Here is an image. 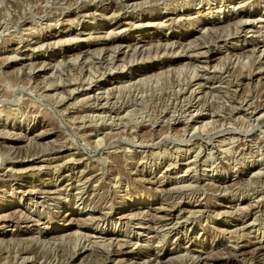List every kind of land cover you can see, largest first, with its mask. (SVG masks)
Here are the masks:
<instances>
[{"label":"rangeland","instance_id":"obj_1","mask_svg":"<svg viewBox=\"0 0 264 264\" xmlns=\"http://www.w3.org/2000/svg\"><path fill=\"white\" fill-rule=\"evenodd\" d=\"M262 44L264 0H0V264H264Z\"/></svg>","mask_w":264,"mask_h":264},{"label":"bare ground","instance_id":"obj_2","mask_svg":"<svg viewBox=\"0 0 264 264\" xmlns=\"http://www.w3.org/2000/svg\"><path fill=\"white\" fill-rule=\"evenodd\" d=\"M133 4H134V3H133ZM128 5H129V4H128ZM126 6H127V5H126ZM129 6H130V5H129ZM131 6H133V5H131ZM120 9H121V8H120ZM118 11H119V10H118ZM113 13H114V12H113ZM113 15H114V14H113ZM116 15H117V14H116ZM247 15H248V14H247ZM250 15H251V14H250ZM115 17H118V16H115ZM188 17H189V16H188ZM247 17H248V16H247ZM251 18H252V17H251ZM245 19H247V18H245ZM240 21H241V20H240ZM245 21H246V20H245ZM245 21H244V22H245ZM249 21H250V20H249ZM252 21H253V19H252ZM254 21H255V20H254ZM238 22H239V21H238ZM262 22H263V21H262ZM242 23H243V21H242ZM245 23H246V22H245ZM255 23H256V22H255ZM250 24H251V23H250ZM155 25H156V24H155ZM239 25H241V24H239ZM135 26H136V25H135ZM211 30H212V29H211ZM243 30H244V29H243ZM246 30H247V29H246ZM259 30H260V29H259ZM114 38H116V37H114ZM186 39H187V38H186ZM255 39H256V38H255ZM189 40H190V39H189ZM251 40H252V39H251ZM251 40H250V41H251ZM58 41H59V40H58ZM88 41H89V40H88ZM159 41H160V40H159ZM169 41H170V40H169ZM176 41H177V40H176ZM178 41H179V40H178ZM257 41H258V40H257ZM101 42H102V41H101ZM106 42H107V41H106ZM137 42H138V41H137ZM54 43L57 45V42H54ZM138 43H139V42H138ZM168 43H169V42H168ZM168 43H167V44H168ZM171 43H172V42H170V44H171ZM174 43H175V41H174ZM177 43H178V42H177ZM207 43H208V42H207ZM249 43H250V42H249ZM260 43H261V42H260ZM109 44H110V43H109ZM112 44H113V43H112ZM134 44H136V43H134ZM158 44H159V43H158ZM165 44H166V42H165ZM201 44H203V42H201ZM204 44H205V43H204ZM208 44H209V43H208ZM208 44H207V45H208ZM141 45H142V44H141ZM184 45H186V44H184ZM262 45H264V44H262ZM117 46H118V45H117ZM117 46H116V47H117ZM136 46H137V45H136ZM142 46H143V45H142ZM164 46L167 47L166 45H164ZM188 46H189V45H188ZM194 46H195V45H194ZM252 46H253V45H252ZM116 47H115V48H116ZM119 47H120V46H119ZM121 47H122V46H121ZM130 47H132V46H130ZM138 47H139V46H138ZM159 47H160V46H159ZM172 47H173V46H171V48H172ZM206 47H207V46H206ZM208 47H209V46H208ZM208 47H207V48H208ZM256 47H257V45H256ZM261 47H262V46H260V45L258 46V49H260V50L262 51L261 54H260V52H259V54H260V58H262V59L264 60V49H261ZM105 48H107V47H105ZM108 48H109V47H108ZM135 48H136V47H135ZM169 48H170V47H169ZM171 48H170V49H171ZM184 48H186V50H187V45H186V47H184ZM244 48H245V47H244ZM119 49H120V48H119ZM137 49H138V48H137ZM140 49H142V48L140 47ZM204 49H205V47H204ZM210 49H211V47H210ZM212 49H213V48H212ZM19 50H20V49H19ZM109 50H111V49H109ZM217 50H218V49H217ZM83 51H84V50H83ZM86 51H87V50H86ZM86 51H85V53H86ZM213 51H214V50H213ZM220 51H221V50H220ZM124 52H125V51H124ZM201 52H202V51H201ZM91 53H92V52H91ZM118 53H119V51H118ZM122 53H123V52H122ZM189 53H190V52H189ZM199 53H200V51H199ZM205 53H207V52H204V55H205ZM99 54H100V53H99ZM185 54H186V53H185ZM187 54H188V53H187ZM195 54H197V53H195ZM82 55H83V54H82ZM111 55H112V54H111ZM189 55H190V54H189ZM99 56H100V55H99ZM16 57H17V56H16ZM190 57H191V56H190ZM197 57H198V56H197ZM199 57H200V56H199ZM102 58H103V57H102ZM112 58H113V57H112ZM204 58H207V60H208V59L212 58V55H211V54H210V55H205ZM204 58H203V59H204ZM113 59H114V58H113ZM198 59H199V58H198ZM196 60H197V59H196ZM106 61H107V60H106ZM197 61H198V60H197ZM190 62H191V61H190ZM193 62H194V61H193ZM263 62H264V61H263ZM263 62H261V63H263ZM42 63H43V62H42ZM43 64H44V63H43ZM46 65H47V64H46ZM41 66L43 67V65H41ZM206 66H207V65H206ZM227 66H228V65H227ZM120 67H121V66H120ZM203 67H204V66H203ZM44 68H46L45 65H44ZM192 69H193V68H192ZM194 71H195V70H194ZM223 73H224V72H223ZM197 74H198V73H197ZM219 74H220V73H219ZM226 74H227V73H226ZM226 74H225V75H226ZM238 74H239V73H238ZM198 75H199V74H198ZM227 75H228V74H227ZM247 75H248V74H247ZM201 76H202V75H200L199 78H201ZM203 76H204V75H203ZM217 76H218V75H217ZM223 77H224V76H223ZM225 77H226V76H225ZM240 77H241V76H240ZM243 77H244V76H243ZM203 78H204V77H203ZM208 78H209V77H208ZM208 78H207V79H208ZM234 78H235V77H234ZM232 79H233V77H232ZM237 79H238V78H237ZM223 80H224V79H223ZM227 80H228V79H226L225 81H227ZM59 82H60V81H59ZM89 82H90V81H89ZM211 82H212V81H211ZM223 82H224V81H223ZM229 82H230V80H229ZM233 82H235V81H233ZM242 82H243V81H242ZM63 83H64V82H63ZM205 83H206V84H204V83H202V82H197V83H196L197 87H196V88L194 87V88H195V89H198V91H204V90L206 89L205 87H206V86H209V84L207 85V83H209V80H206ZM219 83H220V82H219ZM226 83H227V82H226ZM235 83H236V82H235ZM239 83H240V81H239ZM205 85H206V86H205ZM87 86H88V85H87ZM191 86H192V85H191ZM194 86H195V85H194ZM221 86H222V85H221ZM227 86H228V85H227ZM237 87H238V86H237ZM189 88H190V87H189ZM218 88H219V87H218ZM218 88L214 87V85H213V86L210 85V86L208 87V89H210V90H217ZM227 88H228V87H227ZM190 89H191V88H190ZM192 89H193V88H192ZM192 89H191V90H192ZM223 90H224V89H223ZM236 90H237V88H236ZM236 90H233V92L236 91ZM73 91H75V90H73ZM196 91H197V90H196ZM196 91H193V92H192V95H191V97H190V98H192V100L195 101V102H196V98H198V96H199V95H198L199 93H197L198 91H197V92H196ZM211 92H212V91H211ZM225 92H226V91H225ZM227 92H228V90H227ZM233 92H232V93H233ZM175 93H176V92H175ZM222 93H223V92H222ZM234 94H235V93H234ZM103 95H104V94H103ZM187 95H189V93H188ZM202 95H203V94H202ZM215 95H216V94H215ZM207 96H208V95H207ZM187 97H188V96H187ZM244 97H245V96H244ZM245 98H246V97H245ZM96 99H97V98H96ZM80 100H81V99H80ZM107 100H108V99H107ZM201 100H202V98H201ZM242 100H243V98H242ZM250 100H251V99H250ZM199 101H200V100H199ZM215 101H216V100H215ZM215 101H214V103H215ZM184 102H185V101H184ZM244 103H245V102H244ZM195 104H196V103H195ZM204 104H205V103H204ZM227 104H228V103H227ZM241 105H242V104H241ZM100 106H101V105H100ZM191 106H192V105H191ZM193 106H194V105H193ZM193 106H192V107H193ZM215 106H216V105H215ZM245 107H246V106H245ZM247 107H248V105H247ZM261 107H262V106H261ZM198 109H199V108H198ZM250 110H251V109H250ZM262 111H263V110H262ZM252 112H253V115L256 116V117H258V118H259V116L261 117V115H262V114H260L261 111H260L259 109H254V111L252 110ZM261 113H262V112H261ZM259 114H260V115H259ZM251 115H252V113H251ZM249 116H250V114H249ZM262 116H263V115H262ZM250 117H251V116H250ZM256 117H255V122L257 121V120H256V119H257ZM102 118H103V117H102ZM246 119H247V118H246ZM250 120H251V119H250ZM250 120H249V121H250ZM240 123H241V122H240ZM241 124H242V123H241ZM204 125H205V124H204ZM204 125H203V126H204ZM242 125H243V124H242ZM249 125H250V124H249ZM221 126H222V125H221ZM204 127H205V126H204ZM238 127H239V126H238ZM245 127H246V126H245ZM191 128H192V127H191ZM196 128H197V126H196L195 128H193V129H194L193 131H195ZM202 128H203V127H202ZM221 128H222V127H221ZM188 130H189V129H188ZM193 131H192V132H193ZM218 131H219V130H218ZM190 132H191V131H190ZM195 132H196V131H195ZM215 132H216V131H215ZM254 132H255V131H254ZM46 133H47V132H46ZM193 134H194V132H193ZM195 134H196V133H195ZM19 135H20V134H19ZM189 135H190V134H189ZM20 136H21V135H20ZM21 137H22V136H21ZM21 137H20V138H21ZM24 137H25V136H24ZM29 137H30V136H29ZM42 137H44V136H42ZM258 137H259V136H258ZM22 138H23V137H22ZM30 139H31V138H30ZM232 140H233V139H232ZM227 142H228V141H227ZM0 146H1V145H0ZM70 146H71V145H70ZM9 148H10V147H9ZM198 150H199V149H198ZM1 153H2V152H1ZM197 153H198V152H197ZM195 154H196V153H195ZM16 155H17V154H16ZM1 156H2V155H1ZM1 156H0V157H1ZM13 156H14V155H13ZM13 156H12V157H13ZM18 156H19V155H18ZM18 156H17V157H18ZM22 156H23V155H22ZM196 156H197V155H196ZM12 157H11V158H12ZM15 157H16V156H15ZM15 157H13V158H15ZM27 157H28V156H27ZM212 157H213V156H212ZM18 158H20V157H18ZM24 158H25V157H24ZM2 159H3V158H2ZM58 159H59V158H58ZM0 160H1V159H0ZM34 160H35V158H34ZM56 160H57V159H56ZM17 161H18V159H17ZM53 161H54V160H53ZM1 162H2V160H1ZM3 163H4V162H3ZM3 163H2V164H3ZM50 163H51V162H50ZM0 165H1V163H0ZM17 166H18V165H17ZM5 167H6V166H5ZM8 167H9V166H8ZM15 167H16V166H15ZM22 168H23V167H22ZM24 168H25V167H24ZM24 168H23V169H24ZM30 168H31V166H30ZM17 170L20 171V170H22V169L17 168ZM14 171H15V170H14ZM14 171H12V172L14 173ZM23 171H25V170H23ZM2 172H5V169H4V168L1 169V172H0V173H2ZM7 172H8V170H7ZM9 172H10V171H9ZM9 172H8V173H9ZM4 174H5V173H4ZM6 174H7V173H6ZM0 176H1V175H0ZM226 188H227V187H226ZM254 189H255V188H254ZM28 190H29V189H28ZM24 191H25V190H24ZM30 191H31V190H30ZM31 193H32V192H31ZM190 195H191V194H190ZM158 210H160V209H158ZM164 210H165V209H164ZM167 211H168V210H167ZM223 211H224V210H223ZM16 212H17V211H16ZM13 213H14V211H13ZM21 213H22V211H21ZM165 213H167V212H165ZM168 213H169V212H168ZM227 213H228V212H227ZM7 214H8V213H7ZM7 214H6V215H7ZM14 214H15V213H14ZM14 214H11V215H14ZM169 214H170V213H169ZM171 214H172V213H171ZM16 215H18V214L16 213ZM21 215H22V214H21ZM21 215H20V216H21ZM8 216H9V215H8ZM27 216H28V215H27ZM127 216H128V215H127ZM178 216H179V214H178ZM182 216H183V215H182ZM6 217H7V216H6ZM6 217L3 215V217L0 218V223L3 222V220H1V219H3V218H5V219L8 220V218H6ZM13 217H16V216H13ZM21 217H22V216H21ZM167 218H168V217H167ZM182 218H183V217H182ZM184 218H185V217H184ZM11 219H12V216H11ZM16 219H17V218H15V220H16ZM170 219H171V217H170ZM12 220H13V219H12ZM19 220H22V219H19ZM4 221H5V220H4ZM16 221H17V220H16ZM29 221H30V218H29ZM171 221H172V220H171ZM22 222H23V221H22ZM26 222H28V221H26ZM174 222H175V221H174ZM253 222H254V220H253ZM20 223H21V222H20ZM6 225H7V224H6ZM177 225H178V224H177ZM2 226H3V225H2ZM4 226H5V225H4ZM170 227H171V226H170ZM172 227H174V225H172ZM176 228H177V227H176ZM0 229H1V228H0ZM12 230H14V229H12ZM19 230H21L20 227H19ZM176 230H177V229H176ZM3 231H4V230H3ZM13 232H14V231H13ZM48 233H49V231L46 232L45 235H48ZM2 234H3V233H2ZM2 234H1V235H2ZM48 236H49V235H48ZM39 237H40V236H39ZM51 237H52V236H51ZM51 237L49 236V238H51ZM2 238H3V237H2ZM52 238H53V237H52ZM109 238H110V237H109ZM110 239H111V238H110ZM116 239H117V238H116ZM45 240H46V239H45ZM111 240H112V239H111ZM88 241H89V240H88ZM121 241H122V240H121ZM123 241H124V240H123ZM112 242L114 243V241H112ZM118 242H119V241H118ZM125 242H126V241H125ZM128 242H129V241H128ZM254 242H255V241H254ZM254 242H253V244H254ZM129 243H130V242H129ZM126 244H127V243H126ZM239 246H240V245H239ZM247 246H248V245H247ZM253 246H254V245H253ZM260 248H261V247H260ZM257 249H258V248H257ZM124 252H125V251H123V253H124ZM116 253H117V252H116ZM116 255H117V254H116ZM116 255H115V256H116ZM150 255H151V254H150ZM199 256H200V255H199ZM156 257H157V255H156ZM193 261H195V260H193ZM195 264H196V263H195Z\"/></svg>","mask_w":264,"mask_h":264}]
</instances>
